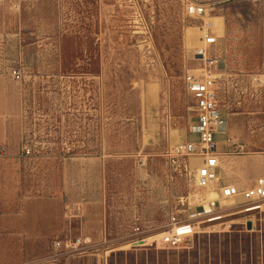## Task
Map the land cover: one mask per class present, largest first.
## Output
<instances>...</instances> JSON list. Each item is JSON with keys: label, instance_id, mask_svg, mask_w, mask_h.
<instances>
[{"label": "rangeland", "instance_id": "rangeland-1", "mask_svg": "<svg viewBox=\"0 0 264 264\" xmlns=\"http://www.w3.org/2000/svg\"><path fill=\"white\" fill-rule=\"evenodd\" d=\"M205 36L227 126L199 187L174 150L196 140L184 79ZM262 176L264 0H0V199L21 207L0 264H264V202L241 197L177 247L138 242Z\"/></svg>", "mask_w": 264, "mask_h": 264}, {"label": "built area", "instance_id": "built-area-1", "mask_svg": "<svg viewBox=\"0 0 264 264\" xmlns=\"http://www.w3.org/2000/svg\"><path fill=\"white\" fill-rule=\"evenodd\" d=\"M187 12L190 15L201 16L206 13V7L192 4L188 7ZM201 40L197 49V56L202 60V66L189 72L184 79L194 101L196 123L192 128V134L196 140L185 141L176 145L174 157L197 159L200 166L195 169V181L199 187H210L220 177L221 154L218 152L216 136L226 131L227 120L218 98V58L210 54L207 36ZM11 76L15 80H20L22 74L20 70L15 69ZM25 153L29 155L30 151L27 150ZM216 193L219 197L210 201L205 210L193 212L188 217L172 215L166 231L154 236L150 244L167 248L179 246L190 235L198 232L197 229L201 225L220 219V216L217 215L222 210L221 206L230 199L237 200L241 197L248 202H264V176L257 178L253 185L243 191L234 186L226 185L218 189ZM189 210L192 209L189 208ZM145 239L143 238L138 242L146 244ZM81 242L78 239L75 246Z\"/></svg>", "mask_w": 264, "mask_h": 264}, {"label": "crops", "instance_id": "crops-1", "mask_svg": "<svg viewBox=\"0 0 264 264\" xmlns=\"http://www.w3.org/2000/svg\"><path fill=\"white\" fill-rule=\"evenodd\" d=\"M13 132L14 131H12L9 126H5L4 127V134H3V137H2V141H4V144H8L10 146V145L14 144L16 141L18 142V139L16 140L15 135L13 134ZM223 138H225V137L223 135H221V134L216 136V141H217V145H218V149L219 150H220L221 147L224 146L223 144H224L225 140L223 141L222 140ZM223 158L221 159V169L224 168V164H225ZM225 166H226V164H225ZM219 175H221L220 177H222V172L221 171L219 172ZM255 181L256 180H254L251 185H253L255 183ZM227 182H228V184L230 186H234V187H236L238 189L245 190L247 188V187H240V185H237L236 183H233V181H227ZM5 194H6V192L4 191V187H2L0 195H5ZM20 211H21L20 204L8 205V204L4 203L3 200L0 199V233L1 234L9 232L11 226H12V229H11L12 230V234L15 233V230H13V229L15 228V225L20 222ZM10 221L12 223H9ZM87 237H89V236L87 235Z\"/></svg>", "mask_w": 264, "mask_h": 264}, {"label": "bare ground", "instance_id": "bare-ground-1", "mask_svg": "<svg viewBox=\"0 0 264 264\" xmlns=\"http://www.w3.org/2000/svg\"><path fill=\"white\" fill-rule=\"evenodd\" d=\"M154 236H150V237H146L147 239H145L144 241H146L147 243L151 241V239L153 238Z\"/></svg>", "mask_w": 264, "mask_h": 264}, {"label": "water", "instance_id": "water-1", "mask_svg": "<svg viewBox=\"0 0 264 264\" xmlns=\"http://www.w3.org/2000/svg\"><path fill=\"white\" fill-rule=\"evenodd\" d=\"M248 229H251V224L248 225Z\"/></svg>", "mask_w": 264, "mask_h": 264}]
</instances>
